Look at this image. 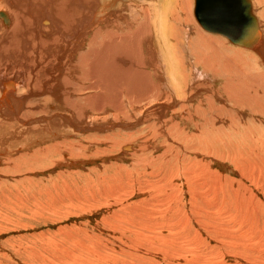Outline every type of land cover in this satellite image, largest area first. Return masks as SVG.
Instances as JSON below:
<instances>
[{
	"label": "bare ground",
	"instance_id": "6f19581e",
	"mask_svg": "<svg viewBox=\"0 0 264 264\" xmlns=\"http://www.w3.org/2000/svg\"><path fill=\"white\" fill-rule=\"evenodd\" d=\"M250 2L262 30L253 48L204 29L194 0H0V166L37 174L56 159L58 166L74 167L84 162L77 156L101 146V134L144 130L136 142L129 137L121 146L123 154L138 156L135 169L146 165L157 177L156 168L163 171L162 180L138 184L141 195L152 199L162 185L166 192L156 207H181L184 178L198 181L188 191L198 223L218 234L205 215L220 189L215 191L210 166L214 158L221 165L236 163L264 186V0ZM92 135L97 138L90 143ZM4 173L0 188L9 183ZM239 184L240 216L255 214L246 203L250 187ZM0 197L8 196L3 191ZM147 206L134 218L147 221L160 213L151 201ZM184 210H172L167 220L180 216L184 226L192 218ZM156 222L151 219L153 228Z\"/></svg>",
	"mask_w": 264,
	"mask_h": 264
},
{
	"label": "rangeland",
	"instance_id": "374dc122",
	"mask_svg": "<svg viewBox=\"0 0 264 264\" xmlns=\"http://www.w3.org/2000/svg\"><path fill=\"white\" fill-rule=\"evenodd\" d=\"M203 83V86L211 85L208 82ZM61 127L66 128L65 130L70 129L66 124ZM116 130L118 132H108L107 135L104 133V136L101 134L100 138L104 139L101 146L92 147L88 150L90 154L87 151L81 154L82 156H77L79 161L84 162L74 167H70V163H62L63 166H58L56 159L45 167H40L39 169L42 168L43 171L37 174L29 173L27 167L16 172L14 169L11 171L4 168L5 164L0 166V170L5 172L2 176L3 180L9 182H7L9 186L0 188V192L5 191L8 196L0 197V264H264V228L262 227L264 186L256 185L248 178L251 176L244 173V168L240 170L236 167V163L226 160L228 164L221 165L214 158L210 166L215 170L217 185L214 182L213 186L216 185L215 188L218 187L221 191L215 189L218 190V193L216 192L218 195H215L216 199L212 201L205 215L210 214L206 221L215 226L218 234L212 230H204L198 223L199 212H195L190 199L191 192H188L191 186H199L198 181L193 182L189 177H183V182L186 181L188 187L186 186L179 193L180 199L183 200L180 203L181 207L177 204L170 209L166 204L163 207H156L159 204L157 199L166 192L163 191L164 186L160 185L151 193L153 201L148 194L141 195L139 187L145 181L150 183L162 180L163 178H157H160V173L163 171L159 172L158 167L155 166L157 168L154 172L158 174L157 177L151 174L154 169L148 167L147 170L146 165L135 169L134 163L138 156L132 153L123 154L121 150L127 138L130 137L133 142L144 130L125 131L122 128ZM109 133L113 137L108 135ZM95 138H97L95 135L90 136V143H93ZM73 139L79 141L78 138ZM148 153L152 155L151 151ZM249 158L256 162L253 156ZM6 160L4 159L5 163ZM185 168L193 171L194 167L188 165ZM259 168L264 172L263 164ZM8 172L9 177L6 176ZM182 172L180 171L178 175L180 176ZM164 183L168 188L169 182L166 184L164 181ZM239 183L250 187H247L249 190L246 189L250 192V194L246 193V203L251 205L250 209L254 206L256 208L255 214L248 212L246 215L248 218L240 216L241 205L237 201V193L240 192L239 186H241ZM223 186L227 188L224 189ZM4 188L6 190H3ZM19 192L21 193L17 197ZM227 193L231 194L232 198L226 195ZM232 199L234 203L230 202ZM150 201L156 211L160 210L155 218L150 217L154 224L159 220L157 228L152 227L150 218L147 221L134 218ZM167 203L170 205L171 201ZM230 204L232 206L235 204L236 207L229 210L222 207ZM183 209L192 216L185 219L184 226L180 216L177 217L175 214L174 220L180 219L179 221L171 220L170 223L167 220L170 219L169 216L172 218V210ZM183 213L181 218L184 220L186 214ZM245 218L247 221H243ZM186 221L189 225L185 224ZM161 224L165 225L160 226ZM240 239L243 240H241L242 244H235L237 240L240 242Z\"/></svg>",
	"mask_w": 264,
	"mask_h": 264
},
{
	"label": "water",
	"instance_id": "95a60500",
	"mask_svg": "<svg viewBox=\"0 0 264 264\" xmlns=\"http://www.w3.org/2000/svg\"><path fill=\"white\" fill-rule=\"evenodd\" d=\"M195 15L204 29L243 47L253 48L262 36L250 0H195Z\"/></svg>",
	"mask_w": 264,
	"mask_h": 264
}]
</instances>
